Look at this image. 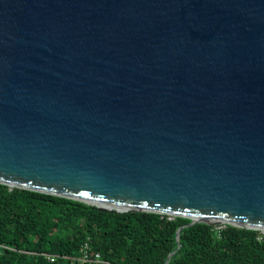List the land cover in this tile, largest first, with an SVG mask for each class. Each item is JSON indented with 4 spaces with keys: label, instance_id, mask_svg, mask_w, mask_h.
Returning <instances> with one entry per match:
<instances>
[{
    "label": "water",
    "instance_id": "1",
    "mask_svg": "<svg viewBox=\"0 0 264 264\" xmlns=\"http://www.w3.org/2000/svg\"><path fill=\"white\" fill-rule=\"evenodd\" d=\"M0 184L263 231L264 0H0Z\"/></svg>",
    "mask_w": 264,
    "mask_h": 264
},
{
    "label": "trees",
    "instance_id": "2",
    "mask_svg": "<svg viewBox=\"0 0 264 264\" xmlns=\"http://www.w3.org/2000/svg\"><path fill=\"white\" fill-rule=\"evenodd\" d=\"M190 223L151 212L100 211L0 184V264H264L258 230ZM87 242L90 260L83 261Z\"/></svg>",
    "mask_w": 264,
    "mask_h": 264
},
{
    "label": "built area",
    "instance_id": "3",
    "mask_svg": "<svg viewBox=\"0 0 264 264\" xmlns=\"http://www.w3.org/2000/svg\"><path fill=\"white\" fill-rule=\"evenodd\" d=\"M222 226H224V225H220L219 227H217V228H222ZM260 232V234H259V239L261 240V239H263L264 238V230L263 231H259ZM81 254H82V260L83 261H87V260H90V257H89V255H90V245H89V242H87L84 246H83V248H82V251H81ZM47 258L50 260V261H55V259H56V257H53V256H51V255H48L47 256ZM96 262H100L101 261V255H100V253H96V256H95V259H94Z\"/></svg>",
    "mask_w": 264,
    "mask_h": 264
},
{
    "label": "bare ground",
    "instance_id": "4",
    "mask_svg": "<svg viewBox=\"0 0 264 264\" xmlns=\"http://www.w3.org/2000/svg\"><path fill=\"white\" fill-rule=\"evenodd\" d=\"M113 208H116V209H122V207H117V206H113ZM224 225V224H223Z\"/></svg>",
    "mask_w": 264,
    "mask_h": 264
},
{
    "label": "rangeland",
    "instance_id": "5",
    "mask_svg": "<svg viewBox=\"0 0 264 264\" xmlns=\"http://www.w3.org/2000/svg\"><path fill=\"white\" fill-rule=\"evenodd\" d=\"M221 225H223V224H221ZM220 226V225H219ZM222 227H225V226H222Z\"/></svg>",
    "mask_w": 264,
    "mask_h": 264
}]
</instances>
